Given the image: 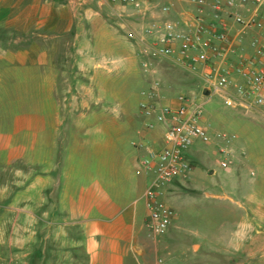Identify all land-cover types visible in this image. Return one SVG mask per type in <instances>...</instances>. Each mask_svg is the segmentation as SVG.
I'll return each instance as SVG.
<instances>
[{
	"label": "crops",
	"instance_id": "0c3cea01",
	"mask_svg": "<svg viewBox=\"0 0 264 264\" xmlns=\"http://www.w3.org/2000/svg\"><path fill=\"white\" fill-rule=\"evenodd\" d=\"M72 2L0 0V251H11L28 264H158L161 241L148 229L144 200L152 176L138 169L145 157L141 146L161 150L166 127L144 119L139 124H86L64 118L59 98L69 83L99 79L80 63L86 28L100 26L111 35L109 22L117 23L111 12L120 17L111 0L107 15L94 8L76 10ZM173 2V20L198 15L195 7ZM153 16L161 17L159 8ZM221 19L233 26L226 16ZM156 78L169 80L157 98L162 107L179 108L182 91L205 95L199 81L181 71L159 66ZM102 129L110 131L108 145L100 144ZM215 174L209 171L210 177ZM241 176L243 171L236 173ZM173 188L167 189L164 202ZM243 211V225L264 222L251 201ZM258 236L252 240L259 241ZM191 249L195 244L180 256L188 257Z\"/></svg>",
	"mask_w": 264,
	"mask_h": 264
},
{
	"label": "built area",
	"instance_id": "2783aa9c",
	"mask_svg": "<svg viewBox=\"0 0 264 264\" xmlns=\"http://www.w3.org/2000/svg\"><path fill=\"white\" fill-rule=\"evenodd\" d=\"M170 1L160 4L158 0H111L120 17L129 10L141 22L127 33L143 73L152 80L142 94L141 118L166 127L161 150L141 146L145 157L138 169L139 174L152 176L144 200L149 213L148 229L156 239L165 236L176 219L175 212L162 202L164 190L176 179L188 181L196 172L194 162L187 159L193 147H203L218 156L222 170L248 166L250 151L239 148L238 138L230 128L213 127L206 120L209 98L218 96L229 110L264 116V0H177L198 10V15L184 16L181 21L171 18L176 7L174 0ZM157 8L161 17H151ZM205 13L215 19H208ZM247 14L250 15L246 17ZM223 16L233 26L224 22ZM159 66L198 80L201 92H205L201 96L204 100L182 94L179 108L162 107L157 98L169 80L156 78ZM0 264L27 263L0 259Z\"/></svg>",
	"mask_w": 264,
	"mask_h": 264
},
{
	"label": "rangeland",
	"instance_id": "374dc122",
	"mask_svg": "<svg viewBox=\"0 0 264 264\" xmlns=\"http://www.w3.org/2000/svg\"><path fill=\"white\" fill-rule=\"evenodd\" d=\"M108 1L73 0L72 4L76 10L87 12L94 8L107 15L111 10ZM111 17L116 19L115 25L114 20L109 22L108 16L104 17L113 28L111 35L103 27L94 26V31L86 28L80 40L84 55L80 63L84 72L95 73L99 79L86 78L69 83L67 93L59 98L66 112L63 116L68 121L86 124L142 122V94L148 91L152 80L143 73L136 50L127 40L130 27H138L141 22L129 10L118 18L111 12ZM85 21L89 20L86 18ZM181 94L204 100L187 94V90ZM205 118L213 127L227 125L237 136L239 148L248 149L251 157L247 167L236 165L225 171L219 168L218 156L203 147H193L187 159L194 162L195 174L188 181L176 179L171 183L174 188L167 198L169 202H164V195L171 185L164 190L162 202L175 212L178 222L170 234L159 239L162 250L158 259L163 264H184L187 260L191 262L186 264H264V222L254 226L242 224L246 214L243 209L248 201L264 215V116L258 112L229 110L218 96H214L209 98ZM100 132L104 134L100 144L108 145L107 133L110 131L102 129ZM86 140L82 143L87 144ZM120 140L121 146H125L126 137ZM211 169L216 170L213 177L209 176ZM239 171H243V176L237 178ZM244 233L250 236L244 237ZM257 233L259 241L252 240L257 238ZM192 244L195 249L188 252L189 256H180L181 250ZM13 254L0 251V259H19ZM20 260L28 264L26 258Z\"/></svg>",
	"mask_w": 264,
	"mask_h": 264
}]
</instances>
